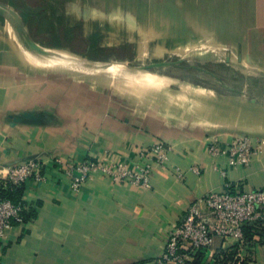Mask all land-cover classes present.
<instances>
[{"label": "crops", "instance_id": "0c3cea01", "mask_svg": "<svg viewBox=\"0 0 264 264\" xmlns=\"http://www.w3.org/2000/svg\"><path fill=\"white\" fill-rule=\"evenodd\" d=\"M48 1L42 33L0 1V167H43L5 192L24 220L0 241V264H153L206 194L264 188V144L233 167L207 151L212 137L264 139V0ZM155 141L170 146L163 165L147 153ZM105 158L151 165L150 187L96 173L71 190L64 163ZM263 229L264 212L252 239L216 237L188 264H223L229 251L224 264H264Z\"/></svg>", "mask_w": 264, "mask_h": 264}, {"label": "built area", "instance_id": "2783aa9c", "mask_svg": "<svg viewBox=\"0 0 264 264\" xmlns=\"http://www.w3.org/2000/svg\"><path fill=\"white\" fill-rule=\"evenodd\" d=\"M263 144V138L248 134L235 135L224 146L212 137L208 142L207 151L212 156L226 155L229 166L233 167L250 163ZM169 149L167 143L155 141L147 148V153L156 165H163ZM152 169L151 165L145 163L131 166L107 158L63 164L64 173L70 179V188L75 192L96 173L113 181H126L139 188H149ZM190 170L199 172L195 165ZM177 173L178 176L181 175L179 170ZM221 174L225 175V171H221ZM30 178L43 179L40 161L28 160L21 164L0 167L1 189L5 192L20 188ZM263 212L264 188L241 192H209L193 203L181 222L168 232L163 250L153 264H188L197 252L209 248L216 237L241 242L242 227L259 221ZM23 220L24 203L1 193L0 241L15 223H22Z\"/></svg>", "mask_w": 264, "mask_h": 264}, {"label": "trees", "instance_id": "16d2710c", "mask_svg": "<svg viewBox=\"0 0 264 264\" xmlns=\"http://www.w3.org/2000/svg\"><path fill=\"white\" fill-rule=\"evenodd\" d=\"M0 1H6L11 3L14 6H17L18 8H20L21 12L24 14L27 22L31 25V28H34L36 33H42L46 31V28L48 27L49 29H51L50 25H52V17L48 20V17L46 16L47 12V8L48 5L51 2H49L48 0H0ZM52 12H54L52 10ZM51 12V13H52ZM52 15V14H51ZM48 29V30H49ZM51 37L53 38V40H55L56 35H51ZM50 39V38H49ZM51 40V39H50ZM53 43H55L56 45H67L69 44V46H74L75 48H78L81 50V48H87L88 42H81V43H74L73 42H58V41H53ZM17 190V189H16ZM3 192L4 195L5 191H0ZM8 197L12 198L11 195H9ZM256 223L253 224H246L242 227V231L244 234V237L247 239H252L253 236L256 234L255 231H253L255 229ZM259 235V239H261V237H264V229L262 231V234L258 233ZM203 251H199L194 255V259L193 261H191L190 263H193L194 260L197 258L196 256L198 254H200ZM235 251H229L228 253H219L217 254V260L220 261V263H226V261L230 258L233 257Z\"/></svg>", "mask_w": 264, "mask_h": 264}, {"label": "water", "instance_id": "95a60500", "mask_svg": "<svg viewBox=\"0 0 264 264\" xmlns=\"http://www.w3.org/2000/svg\"><path fill=\"white\" fill-rule=\"evenodd\" d=\"M24 44L27 48H31V49H38V50H43V48L31 41L29 38H25L24 40ZM182 59H176V60H166V61H162V62H159V63H152L149 65V67H155V66H173V67H179L181 66V63H182ZM114 62H117V63H121L122 65H127V63L125 62H118V61H111V63L113 64ZM136 68H145L146 66L145 65H135Z\"/></svg>", "mask_w": 264, "mask_h": 264}, {"label": "bare ground", "instance_id": "6f19581e", "mask_svg": "<svg viewBox=\"0 0 264 264\" xmlns=\"http://www.w3.org/2000/svg\"><path fill=\"white\" fill-rule=\"evenodd\" d=\"M58 55H62L60 52L57 53ZM113 65L117 66V67H124V65H122L121 63H117V62H114Z\"/></svg>", "mask_w": 264, "mask_h": 264}, {"label": "rangeland", "instance_id": "374dc122", "mask_svg": "<svg viewBox=\"0 0 264 264\" xmlns=\"http://www.w3.org/2000/svg\"><path fill=\"white\" fill-rule=\"evenodd\" d=\"M74 43H78V42L75 41ZM173 57H174V56H173ZM111 61H116V60H111ZM111 61H110V62H111Z\"/></svg>", "mask_w": 264, "mask_h": 264}]
</instances>
